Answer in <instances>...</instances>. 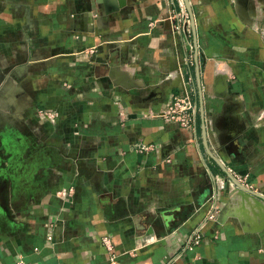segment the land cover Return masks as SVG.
I'll return each mask as SVG.
<instances>
[{
  "label": "crops",
  "instance_id": "crops-1",
  "mask_svg": "<svg viewBox=\"0 0 264 264\" xmlns=\"http://www.w3.org/2000/svg\"><path fill=\"white\" fill-rule=\"evenodd\" d=\"M190 51L181 128L157 113ZM228 172L264 192V0H0V264H264Z\"/></svg>",
  "mask_w": 264,
  "mask_h": 264
},
{
  "label": "built area",
  "instance_id": "built-area-1",
  "mask_svg": "<svg viewBox=\"0 0 264 264\" xmlns=\"http://www.w3.org/2000/svg\"><path fill=\"white\" fill-rule=\"evenodd\" d=\"M165 19L171 21L172 29L176 33L181 34L184 42H187L190 39L191 37V29L189 27L190 19L186 12L173 9L168 12ZM93 52H95V46L86 49V53L88 54H91ZM192 65H193V54L190 51L185 56L183 61V74L182 71H180L178 68L177 77H176L177 80L172 86L173 89L176 90L171 93L163 109L157 113L158 116H161L166 122L174 123L181 128L193 127L196 111H197V104L193 100V96L197 94V89L195 86L193 74L190 69ZM232 176L244 187L264 195V192L258 190L256 186H254L252 183L242 180L238 175L234 173L232 174ZM229 182L234 187H236V185L232 180H230ZM72 193H73V186H69L65 191V195L67 197H71ZM216 215H217V208L215 204H211V210L206 215L204 220L201 221V223L197 227L193 228V230L191 231L187 241L188 248H193L199 245L201 241V237L203 236V231H202L203 228L205 227L207 221L214 219ZM47 240L49 241L53 240L52 233L47 236ZM101 242L107 248V250L111 248V243L108 237L103 236L101 238ZM178 258L179 255L175 256L168 264H173ZM17 263L29 264L27 262H24L22 259H19Z\"/></svg>",
  "mask_w": 264,
  "mask_h": 264
},
{
  "label": "bare ground",
  "instance_id": "bare-ground-1",
  "mask_svg": "<svg viewBox=\"0 0 264 264\" xmlns=\"http://www.w3.org/2000/svg\"><path fill=\"white\" fill-rule=\"evenodd\" d=\"M234 195L236 196L232 197L233 211L244 221L245 228L264 225V202L241 189H236Z\"/></svg>",
  "mask_w": 264,
  "mask_h": 264
},
{
  "label": "water",
  "instance_id": "water-1",
  "mask_svg": "<svg viewBox=\"0 0 264 264\" xmlns=\"http://www.w3.org/2000/svg\"><path fill=\"white\" fill-rule=\"evenodd\" d=\"M189 10V14H190V22H191V26H192V30H193V34L195 33V26H194V19H193V14L191 12V10L188 8ZM194 41H195V37H194ZM196 77H197V83H198V86L200 87V77H199V67H198V64L196 63ZM199 92H200V89H199ZM201 94V93H200ZM200 112L202 113L203 112V106L200 105ZM202 134H203V138H204V141H205V146L207 148V141H206V134H205V126L203 125V128H202ZM208 150V153L212 156V158H214L216 160V162H218L219 164H221L219 162V160H217L212 154L211 152L209 151V149L207 148ZM222 165V164H221ZM223 170L227 172V169L222 166ZM228 176L229 178L234 182V184L236 185V189H241V190H244L246 191L247 193H249L250 195L256 197L257 199L259 200H262L264 201V195L254 191V190H251V189H248L246 187H244L242 184H240L233 176L230 172H228ZM208 186H206V188H203L201 190H199L195 196H194V201H195V205L198 206L199 205V195L203 194L205 190H208ZM236 191V190H235ZM221 218H225L223 215L221 216ZM222 219V220H223Z\"/></svg>",
  "mask_w": 264,
  "mask_h": 264
},
{
  "label": "rangeland",
  "instance_id": "rangeland-1",
  "mask_svg": "<svg viewBox=\"0 0 264 264\" xmlns=\"http://www.w3.org/2000/svg\"><path fill=\"white\" fill-rule=\"evenodd\" d=\"M225 190L227 189L226 186L224 188ZM227 195H226V201H225V204H226V208H225V211L223 213H228V206L230 205L231 207L233 206V203H232V200H231V197L235 194V190H236V187H234L230 182L228 184V189H227ZM262 201V200H261ZM264 202V201H263ZM224 204V205H225Z\"/></svg>",
  "mask_w": 264,
  "mask_h": 264
}]
</instances>
